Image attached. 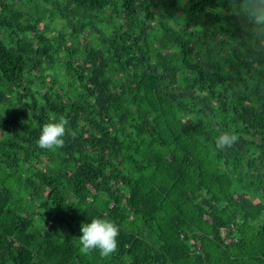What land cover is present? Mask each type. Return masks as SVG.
<instances>
[{"label":"trees","instance_id":"16d2710c","mask_svg":"<svg viewBox=\"0 0 264 264\" xmlns=\"http://www.w3.org/2000/svg\"><path fill=\"white\" fill-rule=\"evenodd\" d=\"M142 1L63 0L54 30L0 0V264H264V41L245 39L252 0H232L219 33L189 21L158 44L147 23L174 19L176 0L145 12ZM107 10L112 31L100 26ZM61 117L75 136L40 148L43 125ZM225 132L238 140L218 149ZM93 218L120 230L109 257L79 252Z\"/></svg>","mask_w":264,"mask_h":264},{"label":"rangeland","instance_id":"374dc122","mask_svg":"<svg viewBox=\"0 0 264 264\" xmlns=\"http://www.w3.org/2000/svg\"><path fill=\"white\" fill-rule=\"evenodd\" d=\"M4 1L7 2L8 8L22 13L21 22L23 20L26 21L29 20V22H32V20L34 19V21H36V24L38 25H41L42 21L47 22L48 24L51 25V28L54 30H58V29L61 30L63 27V21L60 20L59 17H57L59 15V11H58L59 7L57 6L59 3L63 2V0H57V1L56 0H4ZM156 1L157 0H143L142 11L143 12L146 11L147 3L150 4L149 6L150 10L154 11L155 10L154 3H156ZM187 2L188 0H176L174 7L172 8L175 9V15L173 16L174 19L173 18H170L168 20L154 19L153 21H149L147 23V27L145 29L144 34L150 43L158 44L160 41H167L168 43V39L169 40L172 39V34H170V32H167L166 29L169 28L171 29L182 23H186V22L188 23L189 21L190 23L199 21L201 25L203 22L208 21V28L210 30H215L217 33L220 32V29H225L226 27H228L226 21L224 20V15L233 9L234 3L232 0H219L216 8L206 10L203 13L192 12L188 10ZM247 3L245 2L244 5H246ZM37 16L42 17V21L40 18H37ZM103 16L105 17V20L100 22L101 23L100 26L102 28L112 31L114 27L113 25H111V22L113 20L119 21V19L115 15L108 13V10L103 13ZM200 24H195V26H193L192 28L194 29L201 28ZM253 25H254L253 27L251 26L246 30L245 39H253V37H256L255 40L263 42L264 38H259L256 35L257 32L256 23L254 22ZM197 41L206 42V40L203 41V39L201 38H198ZM170 43L167 46L168 48H170L169 47Z\"/></svg>","mask_w":264,"mask_h":264},{"label":"clouds","instance_id":"9594fccd","mask_svg":"<svg viewBox=\"0 0 264 264\" xmlns=\"http://www.w3.org/2000/svg\"><path fill=\"white\" fill-rule=\"evenodd\" d=\"M252 8L257 25L256 35L264 38V0H252ZM68 124L69 121L63 117L57 122L44 124L37 140L38 146L49 151L63 148L65 135L75 136V133L67 127ZM237 140L235 134L225 132L218 137L216 147L218 149L229 148ZM119 231L115 222L107 218H93L90 223H82L80 225L81 235L78 237L79 252L82 255H90L94 250H98L102 257H109L117 250Z\"/></svg>","mask_w":264,"mask_h":264}]
</instances>
